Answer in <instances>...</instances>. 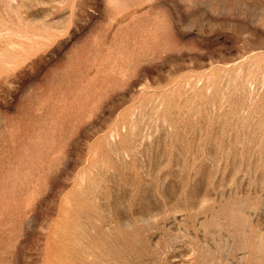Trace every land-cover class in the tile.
<instances>
[{
    "label": "rangeland",
    "instance_id": "obj_1",
    "mask_svg": "<svg viewBox=\"0 0 264 264\" xmlns=\"http://www.w3.org/2000/svg\"><path fill=\"white\" fill-rule=\"evenodd\" d=\"M0 264H264V0H0Z\"/></svg>",
    "mask_w": 264,
    "mask_h": 264
}]
</instances>
